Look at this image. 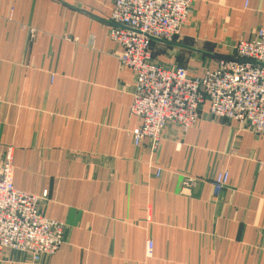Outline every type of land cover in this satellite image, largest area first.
Segmentation results:
<instances>
[{
	"label": "crops",
	"instance_id": "crops-1",
	"mask_svg": "<svg viewBox=\"0 0 264 264\" xmlns=\"http://www.w3.org/2000/svg\"><path fill=\"white\" fill-rule=\"evenodd\" d=\"M113 2L0 0V160L13 148L16 188L46 191L43 215L66 225L56 253L6 251L0 264H264V136L207 105L187 133L169 126L152 157L136 147L135 73L108 34ZM259 29L264 0H195L152 60L199 76Z\"/></svg>",
	"mask_w": 264,
	"mask_h": 264
},
{
	"label": "built area",
	"instance_id": "built-area-1",
	"mask_svg": "<svg viewBox=\"0 0 264 264\" xmlns=\"http://www.w3.org/2000/svg\"><path fill=\"white\" fill-rule=\"evenodd\" d=\"M194 1L113 2L108 34L121 47V64L135 73L131 114L141 125L133 132V141L136 147L147 145L151 157L159 150L169 126L187 133L207 105L212 118L235 122L256 136H264V29L239 42L233 56L218 59L199 76L186 67L166 68L152 60V44L171 42L180 35ZM13 157V148H9L0 160V255L18 252L37 262L62 247L66 225L43 215L41 203L48 198L46 191L37 196L16 188ZM229 180L228 171L216 174L214 193L220 194ZM192 183L184 181L183 188ZM153 246V241H147L148 253Z\"/></svg>",
	"mask_w": 264,
	"mask_h": 264
}]
</instances>
